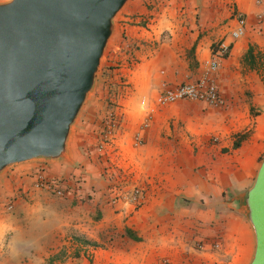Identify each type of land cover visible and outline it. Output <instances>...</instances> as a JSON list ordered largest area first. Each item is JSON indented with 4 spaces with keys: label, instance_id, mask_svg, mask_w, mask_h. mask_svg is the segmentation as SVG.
Here are the masks:
<instances>
[{
    "label": "crops",
    "instance_id": "obj_1",
    "mask_svg": "<svg viewBox=\"0 0 264 264\" xmlns=\"http://www.w3.org/2000/svg\"><path fill=\"white\" fill-rule=\"evenodd\" d=\"M239 15L245 33L234 38ZM118 26L108 64L118 46L138 47L107 68L111 87L75 124L69 160L28 161L0 176V199L16 197L13 212L0 208V264H250L246 196L264 158V0H132ZM216 41L230 46L216 73L224 104L156 106L141 129L142 100L151 107L165 88L197 80ZM120 74L126 86L116 90ZM116 91L123 125L100 150L98 123ZM38 170L77 189L60 198L36 188ZM135 186L140 204L110 201L114 187Z\"/></svg>",
    "mask_w": 264,
    "mask_h": 264
},
{
    "label": "water",
    "instance_id": "obj_2",
    "mask_svg": "<svg viewBox=\"0 0 264 264\" xmlns=\"http://www.w3.org/2000/svg\"><path fill=\"white\" fill-rule=\"evenodd\" d=\"M130 0H0V176L34 160L66 162L74 126ZM246 202L264 264V158Z\"/></svg>",
    "mask_w": 264,
    "mask_h": 264
},
{
    "label": "built area",
    "instance_id": "obj_3",
    "mask_svg": "<svg viewBox=\"0 0 264 264\" xmlns=\"http://www.w3.org/2000/svg\"><path fill=\"white\" fill-rule=\"evenodd\" d=\"M238 26L232 30V36L238 38L245 33V25L247 19L245 15H239ZM125 36V35H124ZM138 47V44L134 41H129L128 45L118 46L117 62L115 65L121 64L123 56L132 55L134 50ZM213 55L206 59L205 69L200 77L195 81H189L181 83L174 87L165 88L154 100V105L149 106L148 99H143L142 104L145 107H149V112L146 115L142 123V128H147L152 119L156 106H163L166 104L174 103L180 100H192L201 101L210 105H222L224 99L221 94V88L216 77V73L222 66L223 59L228 55L230 46L223 41H216L214 43ZM121 55V57H120ZM119 80L121 84H126V78L123 74H120ZM110 99L115 98V101L108 104L107 111L103 116L102 126L99 130L98 148L105 150L114 145V140L117 138V134L123 125V114L117 111V99L119 98V92L109 95ZM214 140H218V137H214ZM137 142H142L141 131L137 134ZM34 186L39 189H44L56 197H65L68 191L71 189H77L76 182L74 185L66 178L60 177H48L44 171L38 170L35 175ZM122 187H114L110 198L111 202H132L134 204H140L142 202V189L139 186L133 187L131 191H122ZM16 197L0 199V208L5 209L7 212H13L15 209ZM199 247H203V244L198 243ZM218 246V244H216Z\"/></svg>",
    "mask_w": 264,
    "mask_h": 264
},
{
    "label": "rangeland",
    "instance_id": "obj_4",
    "mask_svg": "<svg viewBox=\"0 0 264 264\" xmlns=\"http://www.w3.org/2000/svg\"><path fill=\"white\" fill-rule=\"evenodd\" d=\"M132 0H130L129 2H128V4L125 6V8L121 11V13H120V15H119V18H118V21H119V19H120V16H121V14L124 12V10L127 8V6L130 4V2H131ZM119 27V26H118ZM118 34H119V29H118V32L116 33V36L114 37V39H113V41L111 42V44L109 45V47H108V50L106 51V53H105V56H104V58H103V61H102V67H101V69H100V72H99V79H98V83H97V88H96V91L99 89V88H101L102 86H103V83H104V78H106V72H107V70L109 69L108 67H109V65L111 66V67H114L115 68V64L117 63V62H115L114 61V64L113 63H111V64H108L109 63V57H110V55H111V53L112 52H114V49H115V42L117 41V39H118ZM108 68V69H107ZM95 91V92H96ZM95 98H96V96H95V93L94 94H92V96L90 97V99L88 100V102L86 103V105H85V107H84V109H83V112H82V117L85 115V113H86V111H87V109L89 108V106L95 101ZM81 117V118H82ZM79 120H81L80 118H79ZM15 202H16V200H15Z\"/></svg>",
    "mask_w": 264,
    "mask_h": 264
},
{
    "label": "trees",
    "instance_id": "obj_5",
    "mask_svg": "<svg viewBox=\"0 0 264 264\" xmlns=\"http://www.w3.org/2000/svg\"><path fill=\"white\" fill-rule=\"evenodd\" d=\"M249 56H252V53H251V51L249 52ZM252 58H253V56H252ZM252 61V60H251ZM107 86L108 87H111V84L109 83V78H107L106 77V79H104V83H103V86L101 87V88H103V87H106L107 88ZM118 86L120 87V88H124L125 86H126V84H121L120 82L117 84V86H116V90L118 89ZM112 88H109L108 90H111ZM111 92V91H110ZM110 92H107V94H109ZM109 103H111V100H110V102ZM104 116V115H103ZM103 116L101 117V119H100V121H99V126H102V121H103ZM236 145H239V142H236Z\"/></svg>",
    "mask_w": 264,
    "mask_h": 264
},
{
    "label": "clouds",
    "instance_id": "obj_6",
    "mask_svg": "<svg viewBox=\"0 0 264 264\" xmlns=\"http://www.w3.org/2000/svg\"><path fill=\"white\" fill-rule=\"evenodd\" d=\"M3 231H4V226L2 224H0V235L3 234Z\"/></svg>",
    "mask_w": 264,
    "mask_h": 264
}]
</instances>
